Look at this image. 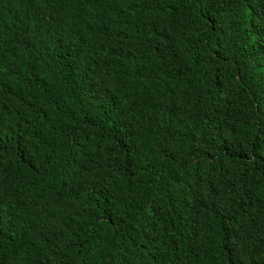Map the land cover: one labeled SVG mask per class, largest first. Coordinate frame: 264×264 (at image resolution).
<instances>
[{"label": "trees", "instance_id": "1", "mask_svg": "<svg viewBox=\"0 0 264 264\" xmlns=\"http://www.w3.org/2000/svg\"><path fill=\"white\" fill-rule=\"evenodd\" d=\"M0 264H264V0H0Z\"/></svg>", "mask_w": 264, "mask_h": 264}]
</instances>
